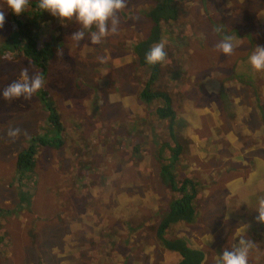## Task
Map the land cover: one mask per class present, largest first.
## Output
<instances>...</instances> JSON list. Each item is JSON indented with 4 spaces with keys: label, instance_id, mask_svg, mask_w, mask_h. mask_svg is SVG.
<instances>
[{
    "label": "rangeland",
    "instance_id": "1",
    "mask_svg": "<svg viewBox=\"0 0 264 264\" xmlns=\"http://www.w3.org/2000/svg\"><path fill=\"white\" fill-rule=\"evenodd\" d=\"M152 4L151 0H128L127 8L119 13V31L100 44H91L88 32L77 44L70 39L79 29L77 24L46 15L50 25L46 31L41 27L42 38L56 36L60 44L48 63L41 90L54 102L64 129L63 141L58 148L40 147L32 176L18 179L15 156L27 138L43 133L46 113L35 97L40 90L31 101L0 99V264H178L179 255L162 249L155 237L157 224L172 200L156 158L159 144L169 142L168 119L158 120L154 115L160 101L144 105L138 99L147 73L138 66L132 50L153 27L145 17L149 9L157 17ZM176 7L179 10L181 5ZM261 13L264 0H193L182 5L180 15L195 18L196 26L183 29L180 20L159 22L164 33L157 42L165 43L167 56L149 90L165 93L174 113L187 101L191 110L203 111L214 104L210 117L203 113L194 125L176 118L175 122L182 123L179 145L185 165L192 160L195 165L172 166L174 183L183 178L198 183L192 220L175 224L164 237L183 239L186 247L201 249L208 257L213 251L222 255L229 250L231 237L252 242L251 234L261 233L263 242H252L250 253L264 250V229L243 236L240 222L243 214L257 209L264 183H257L259 194L247 195L250 190L246 188L245 201L236 194L237 201L229 205L228 212L229 194L221 182L236 176L243 179L253 170L248 176L264 178V154L258 153L252 157V166L244 167L246 160L238 151L242 145H228L230 151L224 148L216 122L220 126L225 114L234 117L233 109L226 105L224 94L219 97L222 104L216 105L218 93L209 92L220 90L226 82L233 97H239L242 113L254 116L260 104L264 112V71L252 74L254 88L242 79L247 74L237 67L244 64V55L264 46ZM225 14L233 15L228 18L233 29L218 18ZM16 18L25 21V12ZM218 28L220 32L215 31ZM14 29L6 11L0 28V89L17 79L22 67L30 66V73H37L27 59L3 45ZM258 32L261 35L255 37ZM224 35L231 36L235 45L228 56L215 47ZM254 38L260 45L253 47ZM10 42L17 43L15 38ZM208 82L211 87L206 91ZM16 127L26 134L13 140L7 131ZM195 132L206 144L201 155L193 156L200 148H193L188 138ZM158 156L161 163L167 162L168 152L158 151ZM249 220L246 226L254 229L260 224L255 217Z\"/></svg>",
    "mask_w": 264,
    "mask_h": 264
},
{
    "label": "trees",
    "instance_id": "2",
    "mask_svg": "<svg viewBox=\"0 0 264 264\" xmlns=\"http://www.w3.org/2000/svg\"><path fill=\"white\" fill-rule=\"evenodd\" d=\"M192 1L193 0H151V4L153 3L152 7H154L157 17L150 15V9L147 11L146 17L152 20L151 22L153 27H151L147 38H144L143 41H141L142 39L136 41L132 49L135 54L138 66L143 67L147 73L146 82L138 94V99L144 104H150L152 100L161 102V106L154 109V115L158 120L168 119L166 128L170 135L169 138L173 140V147L169 151L170 156L167 158V162L161 163V159L158 156V151H161V149L164 148L166 144L162 143L161 147L158 146L156 151V158L158 159L157 161L160 162L159 175L164 184L167 186L169 193L172 195V200L170 201L167 210L164 212L157 224L155 237L159 241L162 249L177 253L179 255L180 260L178 264H200L202 258H204L202 252L191 247H186V243H184L185 241L183 239H166L164 237L166 232L172 231L171 228L175 224H179L181 222L186 223L192 220L193 200L196 197L197 183L188 178H183L180 183H174V176L170 169L173 165H175L176 160L181 154V147L174 141V135L172 132L174 125V112L170 107L169 97L165 93L149 90L160 76L162 62L154 66L148 65L145 61V56L150 50L147 47L157 41L160 33L164 32V30H162L159 33L158 28H161L159 22H170L171 24H174L176 21L180 20V23L183 25V29H185L186 25L196 26L195 23L197 20H195V18L189 20L187 18H183L180 15L182 5ZM176 4L181 5L179 10L176 7ZM11 14L12 13H10V17L15 26L14 34L4 40L3 45L11 47L10 51H14L21 58L23 57L27 59L32 67H34L36 72L45 77L47 74V66L53 56L54 49H56L60 44L59 40L55 38L56 36L49 37L48 40L42 38L43 33L41 27L43 30H47L50 22H48L45 17L46 15H51L47 12H39L35 8V1H32L31 6L28 7V11H25V21H21L17 19L15 15ZM224 16L219 15L218 18L225 19L223 20L225 25L230 26L233 29V22L231 25H228V18L233 17V15L225 14ZM211 17H213V15H211ZM51 31L52 33L54 32V30ZM235 34L238 36L237 32ZM260 35L261 32H258L255 37H259ZM13 38H15L17 41L15 45L10 42ZM256 44L260 45V41L257 38H254L253 47H255ZM249 57L250 55H244L242 59L244 64L237 67H239L241 70H244L243 72L247 74V78L242 76V79L245 80L248 85L254 86V88H256V84L252 85V74L255 72L248 63ZM38 93L39 94L35 97L39 100L42 110L46 113V125L44 127L43 133L39 135H31L26 139L24 143L25 147L17 152L15 156L14 168L15 175L18 179H21L25 176L30 178L32 176L35 155L40 147L58 148L63 141L62 133L64 132V129L59 122L54 102H52L49 98L47 91L40 90ZM258 95L259 94H256L255 96L259 98ZM262 116V119H264V115ZM152 136L155 137L157 142V135L152 132ZM256 230L260 231L256 228L253 232ZM254 236L255 239L251 236L253 243L263 242L261 233L255 234ZM1 241L2 240H0V243Z\"/></svg>",
    "mask_w": 264,
    "mask_h": 264
},
{
    "label": "clouds",
    "instance_id": "3",
    "mask_svg": "<svg viewBox=\"0 0 264 264\" xmlns=\"http://www.w3.org/2000/svg\"><path fill=\"white\" fill-rule=\"evenodd\" d=\"M32 0H0V28L5 23L6 11L19 16L30 7ZM128 0H35V8L39 12H47L61 23L73 21L79 26L70 39L77 44L88 38L91 44H100L109 35L119 31V13L127 8ZM215 31L220 32L218 28ZM216 49L228 56L234 51L232 37L224 35L216 45ZM165 43L155 44L146 54L145 61L148 65H156L166 59ZM248 63L254 72L264 71V46H257L250 55ZM45 87V79L39 73L31 72L30 66L22 67L19 77L0 89V99L6 102L17 100L31 101L39 90ZM21 134H26L18 127L10 128L7 136L16 139ZM258 215L255 219L264 224V197L258 201L256 209ZM252 247L251 241L241 240L233 245L232 249L223 251L217 258L216 264H248V254Z\"/></svg>",
    "mask_w": 264,
    "mask_h": 264
},
{
    "label": "crops",
    "instance_id": "4",
    "mask_svg": "<svg viewBox=\"0 0 264 264\" xmlns=\"http://www.w3.org/2000/svg\"><path fill=\"white\" fill-rule=\"evenodd\" d=\"M260 18L264 19V13H261ZM161 31H162V29H161ZM163 33L161 32L159 37L162 36ZM159 37H158V40H159ZM143 40H144V38H142L141 41H143ZM157 41L150 44L147 48L151 49L155 44L158 43ZM222 83H224L223 88L221 86L220 90H217V91H215L214 89L212 91L210 90V87H211L210 82L207 83V87L205 85V90L206 91L210 90L209 92H212V94L218 93V98L220 97V93L224 94V99L227 102L226 105L233 109L232 112L234 114V117L226 116V114L224 113L225 116H224L223 120L221 121L220 126H219V122H216L217 127H220L219 132H217V133L219 134L220 138L223 139L224 148H226L228 151H230L228 148V145H231V144L237 145V148L242 145V149L241 150L238 149V151L240 152L239 154H241L243 159L246 160L244 163H242V165L244 167L252 166V161H253L252 157L257 155L258 153L264 154V119H262L263 118L262 115H264V112L262 111L263 105L260 104L257 107H255V109H254L255 114L253 113L254 116H252L251 114L242 113L241 108L243 106L238 105L239 97L234 98L233 94H232L234 92L231 89L230 85L227 84L226 82H222ZM263 99H264V97H263ZM142 104H144V103H142ZM215 104L216 105L222 104L220 98L218 99V102H215ZM144 105H146V104H144ZM183 106H184V109H183ZM183 106H182L181 111L174 113V126L172 129V132L174 135V141L177 144H180L179 143V136H180V130L181 129L179 127L181 126V124L185 122L189 125H194V122H199L200 118H198V116L202 115L203 113H204V115H207L210 117V113L212 112V108L214 107V104H210L208 108L203 107L202 108L203 111L202 110H195L196 108L191 110L192 105H191V102H189V101H187L186 103L184 102ZM244 108L246 109V107H244ZM246 110H249L248 112L246 111L247 113L250 112V109H246ZM191 111H192V113H191ZM176 118H179L181 121H178V122H182V123L178 124V122H175ZM139 119H142V118H139ZM127 124H128V122H127ZM134 124H135V121H134ZM133 127H134V125H133ZM262 131H263V133H262ZM166 134H167L169 142L168 141L164 142L166 144V146L164 148H162L161 151L162 152H164V151L168 152V156H167V158H168L170 156L169 151L173 147V140L171 138H169L170 135L167 131H166ZM181 134H182V131H181ZM213 134H214V132H213ZM189 136L190 137L188 139L192 143L193 148L195 145H196V148H200L197 151L195 150V152L192 153V155L193 156L195 154L201 155V153H199V152L204 149V145L206 143L204 142L203 139H200V140L198 139L199 135L196 132L189 135ZM225 144L227 145V147L225 146ZM161 145L162 144H159L160 147H161ZM190 149H191V147H190ZM185 161H186V159H183V156L180 154L179 158L175 162V165H173V166H175V167L179 166L180 167L183 165L182 168H185L186 166L192 167L195 165V163L193 162L194 160L189 161V163L187 165H185ZM253 172H254V170H253ZM253 172L248 173L246 176H244L243 179L241 177H237V176H236L235 180L233 179V177L228 178L226 180L221 179V182L223 183V187H225V190L229 194V196H228L229 199L227 198V201L225 204V207H226L228 212H229V205L237 201V198L236 199L234 198V196L236 194H238L239 199L245 201L247 195L260 193L257 183L258 184L264 183V178L258 179L255 177L248 176V175L253 174ZM191 180H193V179H191ZM193 181L198 183L197 179H194ZM248 187H249L250 191L246 195L245 190ZM262 197H264V196H262ZM239 214H242V213L240 212ZM257 215H258V213L255 210V211H252L250 213L243 214V216L240 218V222L242 224V229H243V233H242L243 236H246V234L248 232L255 230L254 227L249 226L252 222L249 219L256 217ZM245 223H250V224L246 226ZM261 228L264 229V224L260 223L257 226V229L261 230ZM240 230H241V228H240ZM250 234H251V232H250ZM251 236L253 238L255 237L253 234L249 235V237H251ZM229 240L233 242V244L232 243L230 244V249H229V251H230L232 249L233 245L238 244V242L241 241L242 239H239V238L237 239V237H236V239H234V237H231ZM198 242H200V241H198ZM220 242L221 241H219V243ZM193 244H194V246H200V244H196V242H193ZM262 249H263V247H261L260 250L255 254H251L249 251L248 264H264V250H262ZM196 250H198V251L202 252V254H204V258H202L200 264H204V263L216 264L217 258L219 257V255H221L220 252L215 253L213 251V255H212V253H210V255L208 257V253H206L205 251H201V249H196Z\"/></svg>",
    "mask_w": 264,
    "mask_h": 264
}]
</instances>
